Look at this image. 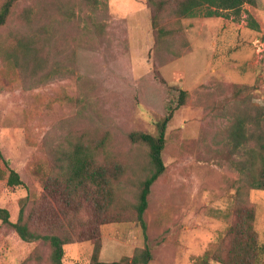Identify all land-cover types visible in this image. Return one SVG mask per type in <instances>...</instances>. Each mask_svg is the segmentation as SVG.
<instances>
[{
	"label": "rangeland",
	"instance_id": "374dc122",
	"mask_svg": "<svg viewBox=\"0 0 264 264\" xmlns=\"http://www.w3.org/2000/svg\"><path fill=\"white\" fill-rule=\"evenodd\" d=\"M155 1L14 4L0 27V155L22 185H5L0 161V208L13 222L23 209L42 235L94 227L98 259L123 264H141L145 248L146 264H222L237 210L252 215L261 249L248 257L263 264L264 191L240 187L238 162L264 130V0L238 16L199 9L186 18L174 12L180 0ZM170 110L165 170L150 187L143 232L134 206L152 169L129 134H154ZM238 122L245 146L232 139ZM77 149L111 181L99 212L94 183L70 192L64 184ZM62 249V264L91 263L90 241ZM50 254L48 243L24 242L0 222V264H54Z\"/></svg>",
	"mask_w": 264,
	"mask_h": 264
},
{
	"label": "trees",
	"instance_id": "16d2710c",
	"mask_svg": "<svg viewBox=\"0 0 264 264\" xmlns=\"http://www.w3.org/2000/svg\"><path fill=\"white\" fill-rule=\"evenodd\" d=\"M18 0H5L3 5L0 7V27L6 23L7 18L10 15L11 9ZM150 4L156 5L155 0H148ZM256 0H180L177 4L176 10L174 11L178 17H191L199 9H205L207 16H216L223 12H231L235 16H238L241 12V8L244 5L254 6ZM159 6V5H158ZM251 19V18H250ZM249 27L252 30H257L258 25L253 20H249ZM157 25V17H153L154 29ZM158 32V31H157ZM163 33V30L158 32ZM180 97L178 99V106L184 104L185 92L180 91ZM173 110L155 122V133H131L129 139L132 142H138L147 147L148 156L150 159L151 173L146 176L140 183L138 188L137 201L134 206L135 220H137L143 232L145 231V224L143 222V213L147 208V196L150 191V187L157 180L159 176L164 172L165 166L162 161V152L165 146V130L166 126L171 120ZM239 123V122H238ZM257 125V124H256ZM255 125V126H256ZM241 124H235L234 131L232 132V139L242 140L240 145L244 146L247 143L243 133L240 129ZM262 129V128H261ZM257 134H251L250 138L254 140V146L249 148L245 152V157L241 162H238V171L241 174L240 187H247L248 189H255L264 191V130L256 132ZM241 142V141H240ZM239 142V143H240ZM73 155L68 158V166L70 176L67 179L66 185L67 190L74 191L78 186H83L86 180L94 183L96 186V207L98 212L101 211L107 204L106 197L111 188V181L106 177L105 168L96 165L93 167L92 156L88 153L80 154V150L73 151ZM0 161L4 167L5 172V185L8 187L21 186L22 181L19 175L9 168L7 160L3 159L0 155ZM56 200V195L53 196ZM0 222L3 226L12 229L20 240L31 243L37 240H42L51 248L50 258L54 264H62L63 249L64 245L81 243L90 241L93 243L94 252L91 256L90 264H123L122 262H104L98 259V253L100 249L99 232L91 226L82 227L78 232L74 234H38L32 231L27 223L23 220V209L19 210L18 218L16 221H11L10 213L5 208H0ZM252 215L246 213L239 215L236 210V220L233 224L228 225L227 235L230 237L229 250L225 260L222 264H261L260 260L253 255L251 258L248 254L253 249H261L255 242V235L252 231ZM98 225H101L98 223ZM83 230V231H81ZM71 231L73 229L71 228ZM81 231V232H80ZM151 256L145 248L140 253L138 261L141 264H146L150 260ZM134 264V263H133ZM195 264H207L206 260L203 259L201 262H195ZM264 264V263H263Z\"/></svg>",
	"mask_w": 264,
	"mask_h": 264
}]
</instances>
